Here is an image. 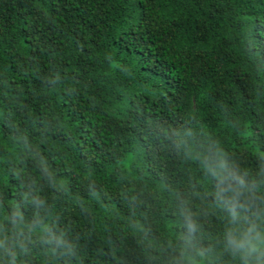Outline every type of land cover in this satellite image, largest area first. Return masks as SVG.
<instances>
[{
    "label": "trees",
    "instance_id": "16d2710c",
    "mask_svg": "<svg viewBox=\"0 0 264 264\" xmlns=\"http://www.w3.org/2000/svg\"><path fill=\"white\" fill-rule=\"evenodd\" d=\"M207 152L264 188V0H0V203L75 244L25 264H236Z\"/></svg>",
    "mask_w": 264,
    "mask_h": 264
},
{
    "label": "clouds",
    "instance_id": "9594fccd",
    "mask_svg": "<svg viewBox=\"0 0 264 264\" xmlns=\"http://www.w3.org/2000/svg\"><path fill=\"white\" fill-rule=\"evenodd\" d=\"M214 190L210 207L218 211L220 227L216 243L236 264H264V188L219 153L197 154ZM200 225L183 216V232L177 238L176 264H206L208 250L197 247ZM38 244L46 254L71 257L75 244L46 216L27 217L22 204L0 203V264H25L24 256Z\"/></svg>",
    "mask_w": 264,
    "mask_h": 264
}]
</instances>
